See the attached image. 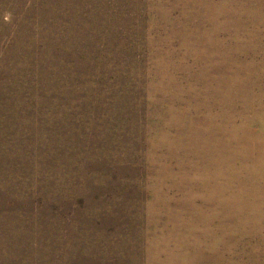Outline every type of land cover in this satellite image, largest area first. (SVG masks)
<instances>
[{
    "label": "rangeland",
    "instance_id": "rangeland-1",
    "mask_svg": "<svg viewBox=\"0 0 264 264\" xmlns=\"http://www.w3.org/2000/svg\"><path fill=\"white\" fill-rule=\"evenodd\" d=\"M0 121V264H264V0H0Z\"/></svg>",
    "mask_w": 264,
    "mask_h": 264
},
{
    "label": "bare ground",
    "instance_id": "bare-ground-1",
    "mask_svg": "<svg viewBox=\"0 0 264 264\" xmlns=\"http://www.w3.org/2000/svg\"><path fill=\"white\" fill-rule=\"evenodd\" d=\"M58 122H59V121H58ZM0 123H2V122L0 121ZM4 123H5V122H4ZM4 123H3V125H4ZM1 127H2V126H1ZM7 128H8V127H7ZM5 135H6V134H5ZM31 139H32V138H31ZM13 141H14V140H13ZM26 142L28 143V141H26ZM29 143H30V142H29ZM25 145H26V144H25ZM31 145H32V144H31ZM24 148H25V147H24ZM30 148H31V147H30ZM26 149H27V148H26ZM33 149H34V148H33ZM35 149H36V148H35ZM35 149H34V150H35ZM39 149H40V148H39ZM37 150H38V148H37ZM17 151H18V150H17ZM35 151H36V150H35ZM38 151H39V150H38ZM3 152H4V151H3ZM20 152H21V151H20ZM28 152H29V151H28ZM37 153L39 154V152H37ZM0 155H1V154H0ZM6 155H7V154H6ZM33 155H34V154H33ZM41 155H42V154H41ZM48 155H49V154H48ZM37 156H38V155H36V156H34V157H37ZM45 156H46V155H45ZM51 156H52V155H51ZM2 157H4V156H2ZM41 157H43V156H41ZM52 157H53V156H52ZM42 159H43V158H42ZM46 159H47V158H46ZM33 160H34V159H33ZM34 161H38V160L36 159V160H34ZM39 162H40V161H39ZM51 162H52V161H51ZM51 162H50V163H51ZM54 162H55V160H54ZM1 163H2V162H1ZM27 163H28V162H27ZM30 163H31V162H30ZM32 163H33V161H32ZM37 163H38V162H37ZM55 163H56V162H55ZM3 164H4V163H3ZM20 164H21V163H20ZM20 164H19V165H20ZM22 164H23V163H22ZM33 164H34V163H33ZM58 164H59V163H58ZM58 164H57V166H58ZM24 165H25V163H24ZM48 165H49V164H48ZM22 166H23V165H22ZM31 166H32V165H31ZM57 166H56V167H57ZM6 167H7V166H6ZM28 167H30V166H27V168H28ZM45 167H46V166H45ZM20 168H22V167H20ZM58 169H59V168H58ZM29 170H30V168H29ZM42 170H43V169H42ZM61 171H62V169H61ZM65 171H67V170H65ZM42 172H43V171H42ZM42 172H41V173H42ZM63 172H64V171H63ZM37 173H38V171H37ZM59 173H60V172H59ZM27 177H28V176H27ZM27 177H26V178H27ZM34 177H35V176H34ZM37 177H38V176H37ZM58 177H59V176H58ZM28 178H29V177H28ZM28 178H27V179H28ZM40 178H41V177H40ZM62 178H63V177H62ZM62 178H60V179L62 180ZM67 178H68V177H67ZM70 178H71V176H70ZM37 179H38V178H37ZM57 179H58V178H57ZM65 179H66V178H64V180H65ZM4 180H5V179H4ZM29 180H30V179H29ZM46 180H47V179H46ZM66 180H67V179H66ZM34 181H35V178H34ZM41 181H42V180H41ZM53 181H54V180H53ZM49 182H50V181H49ZM59 182H60V181H59ZM63 182H64V181H63ZM0 183H1V182H0ZM9 183H10V182H9ZM44 183H45V182H44ZM50 183H51V182H50ZM69 183H70V182H69ZM5 184H6V183H5ZM26 184H27V183H26ZM46 184H47V183H46ZM60 184H61V183H60ZM1 185H2V184H1ZM8 185H9V184H8ZM13 185H14V183H13ZM19 185H20V184H19ZM23 185H24V184H23ZM28 185H29V184H28ZM38 185H40V184H38ZM56 185H57V184H56ZM56 185H55V186H56ZM10 186H11V184H10ZM35 186H36V185H35ZM48 186H49V185H48ZM48 186H47V187H48ZM16 187H17V186H16ZM39 187H40V186H39ZM45 187H46V186H45ZM2 188L6 189V190L8 191V186H2ZM24 188H25V187H24ZM35 188H36V187H35ZM37 188H38V187H37ZM49 188H50V187H49ZM49 188H48V189H49ZM53 188H54V187H53ZM56 188H57V187H56ZM56 188H55V189H56ZM238 188H239V187H238ZM46 189H47V188H46ZM48 189H47V190H48ZM58 189H59V187H58ZM6 190H5V191H6ZM53 190H54V189H53ZM53 190H52V191H53ZM62 190H63V189H62ZM17 191H18V189H17ZM39 191H40V189H39ZM82 191H83V190H82ZM40 192H41V191H40ZM55 192H56V191H55ZM55 192H54V193H55ZM74 192H75V191H74ZM83 192H84V191H83ZM14 193H15V192H14ZM54 193H53V194H54ZM63 193H64V192H63ZM4 194H5V192H4ZM20 194H21V193H20ZM48 194H49V193H48ZM51 194H52V193H51ZM51 194H50V195H51ZM53 194H52V196H53ZM246 194H247V193H246ZM21 195H22V194H21ZM18 196H19V198H20V195H18ZM26 196H27V195H26ZM26 196H25V197H26ZM44 196H45V195H44ZM5 197H6V196H5ZM47 197H48V196H47ZM54 197H55V196H54ZM58 197H59V196H58ZM51 198H52V197H51ZM59 198H60V197H59ZM244 198H245V197H244ZM9 199H10V198H9ZM26 199H27V198H26ZM26 199H25L24 201H26ZM45 199H46V198H45ZM20 200H21V199H20ZM49 200H50V199H49ZM52 200H53V199H52ZM44 201H45V200H44ZM32 202H33V201H32ZM51 203H53V202H51ZM150 204H151V203H150ZM3 207H4V206H3ZM152 207H153V206H152ZM4 210H5V209H4ZM27 210H28V209H27ZM150 210H151V209H150ZM151 211H152V210H151ZM10 212H11V211H10ZM149 212H150V211H149ZM13 214H14V213H13ZM13 214H12V215H13ZM21 214H23V213H21ZM27 214H28V213H27ZM32 214H33V213H32ZM44 214H45V213H44ZM33 215H34V214H33ZM5 216L7 217V214H6ZM10 216H11V215H10ZM27 216H28V215H27ZM29 216H30V215H29ZM45 216H46V215H45ZM45 216H44V217H45ZM154 216H155V215H154ZM1 217H2V216H1ZM17 217H18V216H17ZM19 217H20V216H19ZM35 217H37V216H35ZM39 217H40V216H39ZM50 217H51V215H50ZM50 217H49V218H50ZM152 217H153V216H152ZM21 218H22V217H21ZM31 218H32V217H31ZM17 219H18V218H17ZM36 219H37V218H36ZM44 219H45V218H44ZM46 219H48V217H47ZM139 219H140V218H139ZM5 220H6V219H5ZM11 220H12V219H11ZM20 220H22V219H20ZM24 220H25V219H24ZM137 220H138V219H137ZM0 221H1V220H0ZM8 221H9V220H8ZM16 221H19V220H16ZM31 221H32V220H31ZM56 221H57V220H56ZM35 222H37V221H35ZM140 222H141V221H140ZM6 223H7V222H6ZM11 223H13V222L11 221ZM21 223H23V222H21ZM38 223H39V222H38ZM1 224H3V223H1ZM7 224H9V223H7ZM13 225H14V224H13ZM22 225H23V224H22ZM28 225H30V224H28ZM38 225H39V224H38ZM5 226H6V225H5ZM25 226H26V225H25ZM32 226L34 227V225H32ZM41 226H42V223H41ZM0 227H1V226H0ZM2 227H3V226H2ZM7 228H8V227H6V229H7ZM17 228H18V227H17ZM29 228H30V227H29ZM29 228H28V229H29ZM62 228H63V227H62ZM11 229H12V228H11ZM28 229L26 228V230H28ZM81 229H82V228H81ZM141 229H142V228H141ZM8 230H10V229L8 228ZM15 230H16V229H15ZM19 230H20V228H19ZM30 230H31V229H30ZM30 230H29V231H30ZM82 230H83V229H82ZM93 230H94V229H93ZM5 231H6V230H5ZM11 231H12V230H11ZM24 231H25V229H24ZM35 231H36V230H35ZM52 231H53V230H52ZM115 231H116V230H115ZM0 232H1V231H0ZM8 232H9V231H8ZM22 232H23V231H22ZM36 232H37V231H36ZM40 232H41V231H40ZM130 232H131V231H130ZM1 233H2V232H1ZM10 233H12V232H10ZM27 233H28V232H27ZM52 233H53V232H52ZM3 234H5V233H2V235H3ZM12 234H13V233H12ZM16 234H17V233H16ZM116 234H117V233H116ZM127 234H128V233H127ZM28 235H29V234H28ZM58 235H59V234H58ZM129 235H130V233H129ZM6 236H7V235H6ZM21 236L25 237L24 235H21ZM26 236H27V235H26ZM91 236H92V235H91ZM94 236H95V235H94ZM1 237L4 238L3 236H1ZM1 237H0V238H1ZM9 237H10V236H9ZM16 237H17V236H16ZM16 237H15V239H16ZM18 237H19V236H18ZM12 238H13V237H12ZM39 238H40V237H39ZM58 238H59V237H58ZM115 238H116V237H115ZM4 239H5V238H4ZM13 239H14V238H13ZM15 239H14V240H15ZM24 239H27V238L25 237ZM36 239H37V238H36ZM71 239H72V238H71ZM104 239H105V238H104ZM130 239H131V237H130ZM0 240H1V239H0ZM17 240H18V239H17ZM50 240H51V239H50ZM67 240H68V239H67ZM89 240H90V239H89ZM128 240H129V239H128ZM9 241H10V240H9ZM1 242H2V240H1ZM6 242H7V239H6ZM18 242H19V241H18ZM24 242H25V241H23V243H24ZM130 242H131V241H130ZM85 243H86V242H85ZM95 243H96V242H95ZM5 244H6V243H5ZM35 244H36V243H35ZM48 244H49V243H48ZM81 244H82V243H81ZM97 244H98V243H97ZM120 244H121V243H120ZM123 244H124V243H123ZM150 244H151V243H150ZM2 245H3V244H2ZM27 245H29V244H27ZM87 245H88V244H87ZM110 245H111V244H110ZM100 246H101V244H100ZM65 247H66V245H65ZM70 247H73V246H70ZM128 247H129V246H128ZM101 248H102V247H101ZM87 249H88V248H87ZM119 249H120V248H119ZM70 250H71V249H70ZM129 250H130V249H129ZM88 251H89V250H88ZM147 251H148V250H147ZM48 252H49V251H48ZM111 252H112V251H111ZM124 252H125V251H124ZM58 253H59V252H58ZM84 253H85V251H84ZM130 254H131V253H130ZM137 254H138V253H137ZM113 255H115V254H113ZM35 256H36V255H35ZM115 256H116V255H115ZM67 257H68V256H67ZM123 257H124V256H123ZM153 257H154V256H153ZM16 258H17V257H16ZM125 258H126V257H125ZM143 258H144V257H143ZM69 259H70V258H69ZM101 259H102V258H101ZM151 259H152V258H151ZM142 260H143V259H142ZM12 261H13V260H12ZM147 261H148V260H147ZM149 261H150V260H149ZM149 261H148V262H149ZM17 262H18V261H17ZM52 262H53V261H52ZM48 263H49V262H48ZM50 263H51V262H50ZM61 263H62V262H61ZM132 263H133V262H132ZM153 263H154V262H153ZM33 264H34V263H33ZM35 264H36V263H35ZM64 264H65V263H64ZM67 264H70V263H67Z\"/></svg>",
    "mask_w": 264,
    "mask_h": 264
}]
</instances>
